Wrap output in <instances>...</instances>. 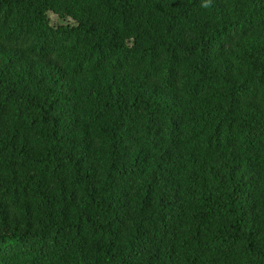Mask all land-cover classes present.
<instances>
[{
  "label": "trees",
  "instance_id": "1",
  "mask_svg": "<svg viewBox=\"0 0 264 264\" xmlns=\"http://www.w3.org/2000/svg\"><path fill=\"white\" fill-rule=\"evenodd\" d=\"M0 264H264V0H0Z\"/></svg>",
  "mask_w": 264,
  "mask_h": 264
}]
</instances>
